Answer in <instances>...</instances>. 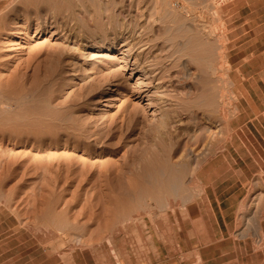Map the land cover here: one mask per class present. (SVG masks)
Masks as SVG:
<instances>
[{"label": "rangeland", "instance_id": "374dc122", "mask_svg": "<svg viewBox=\"0 0 264 264\" xmlns=\"http://www.w3.org/2000/svg\"><path fill=\"white\" fill-rule=\"evenodd\" d=\"M260 96L264 0H0V264H264ZM248 147L230 235L198 241V171Z\"/></svg>", "mask_w": 264, "mask_h": 264}, {"label": "crops", "instance_id": "0c3cea01", "mask_svg": "<svg viewBox=\"0 0 264 264\" xmlns=\"http://www.w3.org/2000/svg\"><path fill=\"white\" fill-rule=\"evenodd\" d=\"M254 111L256 114L255 120L258 122L259 132L264 130L261 123L264 122V96L258 97L255 102ZM261 120H260V119ZM240 158L236 159L232 156L229 160V156L222 154L223 159H219L220 166H223L222 174L217 171L216 177H214V170L206 168L203 165L199 172V178L205 186V198L210 203L213 214H200L201 219L199 222L203 225V231L205 232L204 238H197L198 241L205 242H222L224 241L232 231L233 218L235 217V207L244 196L247 182L255 175L254 171H257V152L253 151L250 147L246 150H241ZM239 159V164L238 160ZM200 172L201 175H200ZM221 177V178H219ZM220 179V184L214 185L215 180ZM215 181V182H214ZM202 203L203 209H206L205 202L199 201L197 204L200 206ZM211 226L213 229V237L205 226ZM218 256V255H216Z\"/></svg>", "mask_w": 264, "mask_h": 264}, {"label": "bare ground", "instance_id": "6f19581e", "mask_svg": "<svg viewBox=\"0 0 264 264\" xmlns=\"http://www.w3.org/2000/svg\"><path fill=\"white\" fill-rule=\"evenodd\" d=\"M23 10V9H22ZM43 18V17H42ZM39 24V23H38ZM110 40V39H109ZM104 43V42H103ZM102 43V44H103ZM126 44V43H125ZM124 43H122L121 45H120V47H123L124 45H125ZM132 49V48H131ZM123 52V56H127V54L129 53V50L128 49H123L122 50ZM82 55H84V54H82ZM84 57V56H83ZM128 58V57H127ZM130 58V57H129ZM211 59V58H210ZM210 62V61H209ZM214 63V62H213ZM134 64H133V61H132V63L129 61V59L128 60H126L125 61V67H127V66H133ZM204 67H206V65L208 66V71L209 70H212V72L214 73V75L217 73V70H216V68H214L215 67V65H214V67H213V65H211L210 66V64H205L204 63ZM210 66V67H209ZM217 67V66H216ZM134 69V68H133ZM131 70H132V68H131ZM214 70H216V73H215V71ZM145 71V70H144ZM206 72H207V70H206ZM210 72V71H209ZM144 73V72H143ZM130 75H132V73H130ZM144 75V74H143ZM144 77V76H143ZM137 80H140V78H137ZM139 83H143V79L142 80H140L139 82H137V84H139ZM216 84H217V82H216ZM145 85V84H144ZM216 86V85H215ZM218 86H219V84H218ZM216 88V87H215ZM213 89H214V87H213ZM218 89V88H217ZM219 89H221V87L219 88ZM145 91V90H144ZM211 91V90H210ZM213 92V91H212ZM218 92V91H217ZM221 93V92H220ZM223 93H224V91H223ZM219 94V93H218ZM146 97H148L147 98V100H148V103H147V105H150V103L152 102V97H150V95L148 94V91H146L145 92V94H144ZM152 95V94H151ZM213 95H214V93H213ZM221 95V94H220ZM223 94H222V99H225V98H223ZM203 97H205V96H203ZM214 97H215V99H216V96L214 95ZM218 98H221L220 96H218ZM213 97H208V99H207V105L206 106H209V107H215V106H217V101L215 100ZM203 100H204V98H203ZM218 100V99H217ZM221 100V99H220ZM226 101V100H225ZM221 104V103H220ZM223 104H224V102H223ZM219 105V104H218ZM222 105V104H221ZM225 105V104H224ZM220 106V105H219ZM223 106V105H222ZM218 107V106H217ZM203 108V107H202ZM224 108V107H223ZM223 108L221 109V111L223 110ZM213 109V108H212ZM214 109H216V112H217V108H214ZM220 113V112H219ZM221 115H222V113H221ZM220 115V116H221ZM217 117H219V116H217ZM208 118V117H207ZM221 118H222V116H221ZM209 119V118H208ZM210 120V119H209ZM212 136V135H211ZM213 143V142H212ZM217 146V145H216ZM218 149V148H217ZM190 152V151H189ZM194 154V153H193ZM166 159V158H165ZM165 161V160H164ZM197 162H198V160H197ZM168 163H169V161H168ZM167 162H166V164H168ZM173 163V162H172ZM192 163V162H191ZM198 164V163H197ZM169 165H172V164H169ZM166 166V165H165ZM168 166V165H167ZM175 166H177V165H175ZM175 166H174V168H175ZM180 167V166H179ZM197 168H198V165H196V166H194V167H190L189 165L187 166H185L184 164L183 165H181V167L177 170V169H173V168H171L170 170H169V174H167V177L165 178V180H164V182L162 183V188L167 192V193H175V192H177L178 191V189H180V187L183 185V178L184 177H186V176H190V182L196 177V172H197ZM167 169V168H166ZM169 169V168H168ZM165 173H166V171H165ZM161 180V179H160ZM163 181V180H162ZM161 197V196H160ZM160 202V201H159ZM164 202V201H163ZM169 204V203H168ZM170 205V204H169ZM171 206V205H170ZM168 207V206H167ZM150 209V208H149ZM150 212V211H149ZM149 212H148V214H149ZM261 229V228H260ZM157 230V229H156ZM164 237V236H163ZM74 248V247H73Z\"/></svg>", "mask_w": 264, "mask_h": 264}]
</instances>
